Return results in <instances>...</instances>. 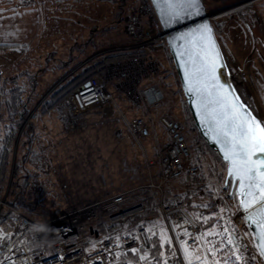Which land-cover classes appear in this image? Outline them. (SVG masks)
Returning a JSON list of instances; mask_svg holds the SVG:
<instances>
[{"label":"rangeland","instance_id":"obj_1","mask_svg":"<svg viewBox=\"0 0 264 264\" xmlns=\"http://www.w3.org/2000/svg\"><path fill=\"white\" fill-rule=\"evenodd\" d=\"M204 2L216 26L221 48L231 65L238 89L264 124V0ZM138 3L139 0H64L58 10L61 16L52 25V30L39 33L35 41L23 45L17 63H10L0 72V108L2 84L9 88L13 82L9 77L24 74L14 81L25 85L23 97L31 98L29 103L33 106L22 125H38L40 120L34 116L46 112L40 105L52 100L51 93L62 81L70 80L82 69L99 62L103 66L102 75L106 77L104 84L112 95L110 103L93 105L74 115L64 104L69 93L58 103L52 102L55 106L51 109H55L49 114L61 112L66 138L53 134L50 141L44 137L40 143L42 139H37L40 144H37L38 149L33 150L35 155L28 157L22 166L23 172L19 170V175L29 174L23 196L28 210L4 201L8 189L3 193L0 210L1 207H14L34 220L46 221L115 193L129 191L133 195L143 188L157 191L149 185L151 182L157 183L160 175L149 167V162L155 161L158 157L154 155L155 152L159 153L169 142L164 127L156 124L157 119L167 113L160 107L161 101L149 105L143 101L139 91L148 82H154L155 75L161 74L160 71L164 77H168L169 73L171 76L173 64L163 45L151 54L152 59H149L153 60L152 63L143 59V63L131 64L129 59L132 56L113 58L116 54H123V51L133 50L130 46L136 41H129L125 24ZM120 4L125 6L123 10L117 8ZM118 12L120 14L117 15ZM141 16L143 26H147L145 15ZM153 26L160 29L156 20ZM139 56L144 57L143 54ZM124 65L128 71L124 77H120ZM173 99L177 100V97ZM134 115H144L149 119L148 137L135 138L128 131L127 122ZM20 131L11 155L9 181L15 159L19 157L16 146ZM185 135L191 156L208 155L205 167L215 169L216 163L209 156L211 154L194 142L191 133L186 131ZM218 180L214 176L212 183L221 186ZM22 181L26 182V179L19 176L18 182ZM167 183H163L165 189ZM172 187L178 188L180 185L172 184ZM158 197L157 191L156 200ZM30 209L33 213L28 212ZM199 255L198 246L187 250V263L205 264ZM212 263L222 264L216 258L212 259Z\"/></svg>","mask_w":264,"mask_h":264},{"label":"built area","instance_id":"obj_2","mask_svg":"<svg viewBox=\"0 0 264 264\" xmlns=\"http://www.w3.org/2000/svg\"><path fill=\"white\" fill-rule=\"evenodd\" d=\"M141 15H145L147 26H143ZM154 21L149 0H139L126 19L125 31L136 41L130 47L144 51V57L132 56L131 64L143 63V59L152 63L151 54L165 43L161 30L154 28ZM123 68L120 77L128 71L126 65ZM104 82L103 75L91 76L66 96V109L74 115L93 105L110 103L112 95ZM139 93L149 105L162 100L161 91L152 85L141 87ZM159 122L169 142L159 151L157 159L149 162V167L160 175L159 183L151 182L149 187L158 191L156 208L169 244L161 264H188L185 252L197 246L205 264H213L215 258L222 264H264L235 197L228 195V189L223 187L218 193L224 202L220 224L210 231H205L191 216L178 194L164 197V181L176 179L185 171L189 176H197L199 167L192 163L183 125L167 115H161ZM127 128L135 138L149 136V124L140 116L130 117ZM136 195L129 191L115 193L46 221L34 220L14 207L9 208V214L0 217V264H158L148 252L152 222L127 230L114 229L144 211V204L132 202Z\"/></svg>","mask_w":264,"mask_h":264},{"label":"water","instance_id":"obj_3","mask_svg":"<svg viewBox=\"0 0 264 264\" xmlns=\"http://www.w3.org/2000/svg\"><path fill=\"white\" fill-rule=\"evenodd\" d=\"M149 2L164 35L194 126L207 146L225 164L223 185L228 189V195L235 197L264 260V197H260V189L255 187L260 184L259 173L264 172V167L259 172H247L256 164L264 165V153L256 150L250 159H246L241 150L242 133L255 127L254 124H243V119L254 118L261 128L264 124L238 89L204 0H196L194 5L185 4L183 7L174 5L173 0ZM177 13L179 19L174 17ZM205 25L207 31L204 30ZM213 61L216 63L215 80L211 71ZM241 124L242 127H236ZM260 138L261 133L256 129V140ZM234 168V174L230 175ZM256 199H259L258 203ZM250 203L251 207H247Z\"/></svg>","mask_w":264,"mask_h":264},{"label":"trees","instance_id":"obj_4","mask_svg":"<svg viewBox=\"0 0 264 264\" xmlns=\"http://www.w3.org/2000/svg\"><path fill=\"white\" fill-rule=\"evenodd\" d=\"M117 8L119 10H123L125 6L120 4L117 5ZM118 14H120V12H118L117 15ZM155 20L157 22V19ZM214 28L216 34H218L215 25ZM131 40L132 38L129 37V41ZM163 46L166 49L165 53L169 58L170 63H172L166 45L163 44ZM123 52V54L119 53L112 56L113 58H122L125 56L129 57L142 55L144 53V51L142 50H131ZM154 56L155 55H153V57ZM102 73V62H99L82 69L81 71L76 73L70 80L65 79L64 81H62L59 87L51 93L52 100L40 105L42 110L45 111L52 108L53 106H55V104H53L52 102L58 103L68 93L86 82L91 76H94L95 74H98L100 76L102 75ZM160 73L163 74L162 71H160ZM161 74L155 75L154 82H148L144 86L152 85L157 87L161 91L162 100L159 105L163 109V111L167 113L169 118L174 119L183 125V134L186 141L187 137L185 133L186 131H188L189 133H191V135H193L194 142L198 146L204 147L205 151L211 154L209 156L212 157L216 163L215 169H207L205 167V160L208 155H192V163L199 167V175L189 176L187 173H183L180 177L170 180L171 182L167 181L169 184H166L165 194L166 197H170L173 194H178L182 199L185 209L191 214V216L202 226L205 231H210L218 227L220 224V216L224 202L222 197L218 193L223 188L225 164L221 161L219 156L207 146L205 141L196 130L194 123L190 117V113L184 100L182 91L180 89L179 81L177 79L174 68L172 67L171 76L170 73L168 77H164ZM22 75L24 74L19 73L16 75H12V77H9V80H13L9 88L7 87V85L2 84L3 98L0 108V200H2L3 193L6 191V189H8V194L7 197L4 198V201L11 206L28 210V207H26L23 203V196L24 190L26 189L28 183L27 180L29 179V174L25 173L24 176L23 174L19 175V170L23 172L22 166L27 161L28 157H33L35 155L33 151L35 129L32 123L22 125L25 117L30 111L29 109L33 106V104L30 105L29 103L31 98L28 99L23 97V89L25 88V85L19 84L14 81L18 80ZM174 97H177V100H174ZM183 116L184 118H179ZM142 118L150 123L149 119L146 116L142 115ZM157 120L158 121L156 124L162 126L159 122V119ZM19 131L20 136L17 140L16 146V155H19V157L15 159L13 165V173L9 181L11 155L14 151V146ZM167 137L169 140L168 134ZM166 146L162 147L161 150ZM188 146L190 147L189 144ZM154 155H158L157 151ZM19 176L22 177V179H26V182H18ZM214 176H217L218 179H220L218 180V182H221V186L214 185V182L212 183ZM178 183L180 187H172V184ZM156 197L157 191L155 189L143 188L141 190H138V193L136 196H134L132 202L143 203L145 205L144 211L133 217L131 220L114 226V229L127 230L132 226H145L148 224V222H152V228L148 232V252L158 264H161L163 257L169 251V244L166 238L165 229L161 224L162 221L160 218V214L158 212V209L156 208ZM30 210L31 211L28 212L33 213V210ZM9 212L10 211L8 208L1 207L0 217L9 214Z\"/></svg>","mask_w":264,"mask_h":264},{"label":"crops","instance_id":"obj_5","mask_svg":"<svg viewBox=\"0 0 264 264\" xmlns=\"http://www.w3.org/2000/svg\"><path fill=\"white\" fill-rule=\"evenodd\" d=\"M63 1L0 0V72L10 63H17L23 52V45L31 44L39 33L52 30V25H55L61 16L58 10ZM53 109H47L46 112L39 115L37 113L35 116V119L40 121L38 125L34 124V149H38L39 138L42 139L40 143L44 141V137L50 141L53 134L66 138L61 112L57 111L56 115L49 114Z\"/></svg>","mask_w":264,"mask_h":264},{"label":"snow or ice","instance_id":"obj_6","mask_svg":"<svg viewBox=\"0 0 264 264\" xmlns=\"http://www.w3.org/2000/svg\"><path fill=\"white\" fill-rule=\"evenodd\" d=\"M196 3V0H173V4H179L181 7H183L185 4L187 5H194ZM175 19H179V14H174ZM204 30L207 31V26H204ZM211 71L213 73V80H215V72H216V63L215 61L212 62ZM243 119V118H242ZM243 124H254L255 127L251 128L247 131H244L242 133L244 139L242 142V154L246 159H250L251 156L254 154L256 150H259L260 152L264 153V128H261L258 122L254 121V118L248 117L247 119H243ZM243 124L237 125L236 127H242ZM256 129H259L261 133V138L259 141L256 140ZM235 131V127L233 129ZM227 134V133H225ZM235 139V137H234ZM226 159H231V157H226ZM233 164L235 165V161H233ZM264 167L262 164H256L254 168H248V173H255L259 172L260 168ZM235 168L233 172H230V175L234 174ZM260 184H256L255 187L260 189V197H264V187H261V185H264V172H260ZM250 195H254L250 193ZM255 202H259V199H256ZM247 207H251V203L247 205Z\"/></svg>","mask_w":264,"mask_h":264},{"label":"bare ground","instance_id":"obj_7","mask_svg":"<svg viewBox=\"0 0 264 264\" xmlns=\"http://www.w3.org/2000/svg\"><path fill=\"white\" fill-rule=\"evenodd\" d=\"M229 11H230V10H229ZM229 11H227V12H229ZM227 12H226V13H227Z\"/></svg>","mask_w":264,"mask_h":264}]
</instances>
